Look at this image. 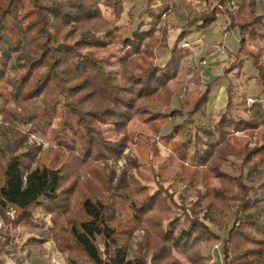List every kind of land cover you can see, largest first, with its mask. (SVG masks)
I'll return each mask as SVG.
<instances>
[{
  "label": "trees",
  "instance_id": "16d2710c",
  "mask_svg": "<svg viewBox=\"0 0 264 264\" xmlns=\"http://www.w3.org/2000/svg\"><path fill=\"white\" fill-rule=\"evenodd\" d=\"M144 1L139 18H146L132 30V20L118 24L126 0H0V116L9 123L0 131L8 143L0 163V216L7 225L0 232V264L15 252L12 233L20 227L41 233L25 248L51 241L68 264H207L202 246L219 236L178 205L154 171L149 175L130 160L113 182L96 168L98 161L120 158L128 143L126 136L115 143L103 138L99 125L110 117L121 132L136 118L159 136L158 145L187 164L194 204L205 206L207 217L226 231L223 264H264V14H255L253 0H196L197 15L171 33L163 18L171 0ZM218 15L226 19V32L237 29L238 50L228 52L221 74L226 104L195 124L214 82L182 98L177 110H170L171 84L191 56L181 44ZM253 41L261 48L251 50ZM159 50L169 54L161 66ZM247 59L263 98L250 105L242 100L243 115H237L234 80L243 76ZM184 115L191 123L187 140L182 124L161 134ZM18 123L56 142L48 161L36 164L39 149L25 144ZM158 145L150 151L158 154ZM84 173L92 179L80 180ZM148 182L156 186L153 192ZM9 210L14 219L6 216ZM140 227L145 237L129 258L132 231Z\"/></svg>",
  "mask_w": 264,
  "mask_h": 264
},
{
  "label": "rangeland",
  "instance_id": "374dc122",
  "mask_svg": "<svg viewBox=\"0 0 264 264\" xmlns=\"http://www.w3.org/2000/svg\"><path fill=\"white\" fill-rule=\"evenodd\" d=\"M254 1V0H253ZM260 2V0H256ZM144 0H126L123 5L124 12L120 22L118 24L126 23L132 20V30L136 27L140 20H145V16L139 18V13L144 7ZM199 10L196 0H171L168 11L166 12L164 22L169 28L170 32L177 31L180 27L184 25V21L189 18H193L197 15ZM253 10L255 11L254 7ZM104 17L111 21L113 20V15L108 12H103ZM226 19L223 15H218L217 20L209 27L206 31V36L204 38V45L201 47L200 42L193 41L189 42L187 38L181 44L184 48H187L191 52V56L185 61L182 71L179 77L172 82L171 86L175 92L173 102L171 104L170 110H177L181 107V99L184 97H191L192 94L199 93L201 87L206 83L213 81V86L209 95V102L206 107L204 114L197 115L194 117V123L200 124L209 121L213 118L217 112L222 108L220 107V96L218 95L219 88L224 87L227 84L225 78H222L223 66H227L230 62L231 57L229 54L227 58L223 60H218L217 65L215 64L211 69L208 68V64L205 58H201L200 55L204 53H213L214 51H222V48L227 47L231 50V54H236L238 50V31L232 28L230 31L226 32ZM262 44L259 41L251 42L249 48L251 50H257L261 48ZM203 48H207L203 51ZM219 49V50H218ZM158 62L157 64L161 66L168 58L169 54L166 50L157 51ZM165 56V58H164ZM164 58V59H163ZM264 60V51L262 54ZM202 60L205 64L202 66L200 64ZM210 76V78L206 75ZM256 71L251 65V61L247 59L244 63L243 76L239 80H234L235 88V114L243 115L241 101H245L247 105H250L255 98L261 96V83L254 77ZM112 81L116 82V79L112 77ZM222 83V84H221ZM221 84V85H219ZM224 99L226 96L224 94ZM263 98V97H260ZM14 108V105H11ZM185 113V110H183ZM182 124L186 127L187 131L183 137V140L189 138V132L191 131V123L185 117L173 118L169 123L162 129L161 134H167L174 125ZM9 123L4 121L2 116H0V131L1 128H7ZM14 127L23 135L26 136L25 144L27 146L35 147L39 149V154L37 156L36 164L39 162L48 161L52 155L53 149H58V145L54 141H50L44 136L31 132L30 125L28 124H14ZM99 128L101 130L103 138L108 141V143L118 142L124 136L127 137L128 143L124 149L122 156L117 160H105L98 161L95 165L99 171L106 176H113V182L121 176L122 172L126 170L129 161L133 160L134 166L143 165L147 167V174L150 175L149 169L154 171L156 175V180L159 185L163 188H167L168 192L174 194V201L179 205L184 204L187 207V212L191 217H197L204 222H206L210 229L219 236L218 241L211 242L209 244H204L201 249V255L208 258L207 264H223L221 245L222 239L226 236V231L221 230L218 225L214 224L207 215L204 209L205 206L199 207L194 204L195 197L192 195L194 192V186L191 183V170L189 171L187 164L179 162L175 157H172L171 151L168 148L158 145V135L153 134L150 129H148L140 121L132 120L125 132H121L116 127V122L113 118H108L106 124H100ZM238 137L245 138L242 133L236 134ZM3 138V137H2ZM144 138L150 139V144L146 143ZM0 139V163L6 158L5 148L8 146L7 141ZM141 141V145H138V141ZM254 142V140L252 141ZM158 145V154L150 151V146ZM253 144L251 143L250 146ZM183 164V165H182ZM85 178L92 179V175L89 173L82 174L80 180ZM264 179V178H263ZM261 178V180H263ZM149 188V192H153L156 186L152 182L146 183ZM199 188L200 184H198ZM33 211L35 213L36 220L41 217V208L39 206L34 207ZM6 216L10 219H14V211L9 210ZM124 215L121 216L123 219ZM230 221L232 217L229 216ZM229 223L226 227H230ZM7 228L6 222L0 216V232ZM145 228L140 227L132 231L131 241H130V254L129 258L133 257L134 253L138 250L141 240L145 237ZM41 234L38 231H34L31 227H20L12 233V245L16 246L15 252L9 256H3L2 261L4 264H68L65 262L64 257L57 253L55 249V244L49 241L43 244L42 247H33L31 249L25 248L23 245L28 242L33 237ZM99 248L102 251V245L99 244ZM178 257V255H176ZM180 258V257H178ZM20 259L22 262H20ZM183 264H188L186 261L181 259Z\"/></svg>",
  "mask_w": 264,
  "mask_h": 264
},
{
  "label": "crops",
  "instance_id": "0c3cea01",
  "mask_svg": "<svg viewBox=\"0 0 264 264\" xmlns=\"http://www.w3.org/2000/svg\"><path fill=\"white\" fill-rule=\"evenodd\" d=\"M253 2H254L255 14H257V15L264 14V0H260V2H256V0H254ZM208 29L203 30L201 32H194V33H192L191 35H189L187 37V40L189 42L198 41V42H200V45L202 47L204 45L203 44L204 43L203 40H204V38L206 36V31ZM225 33H226V31H225ZM206 49L207 48H203V51H205ZM228 52L231 53L232 51L229 50V49H227V47L224 46V48H222V51L221 52L220 51H218V52L217 51L216 52L214 51L211 54L210 53L207 54V53L202 52L201 55H200V57L206 59L207 64H208V68L211 69L215 64L217 65L219 58H220V60H223V58H227ZM164 58H165V56H164ZM223 67H225V65ZM206 75H207V72H206ZM208 77L210 78V76H208ZM221 84H219V85H221ZM224 94H225V86L224 87L221 86V88H219V92H218V95L220 96V102H221L219 108L223 107L226 104V99H224L225 98L224 97ZM225 96H226V94H225Z\"/></svg>",
  "mask_w": 264,
  "mask_h": 264
},
{
  "label": "built area",
  "instance_id": "2783aa9c",
  "mask_svg": "<svg viewBox=\"0 0 264 264\" xmlns=\"http://www.w3.org/2000/svg\"><path fill=\"white\" fill-rule=\"evenodd\" d=\"M232 5H233V3H230V4H228V7H231ZM200 64H202V66H203L205 64V62L202 60V62Z\"/></svg>",
  "mask_w": 264,
  "mask_h": 264
}]
</instances>
